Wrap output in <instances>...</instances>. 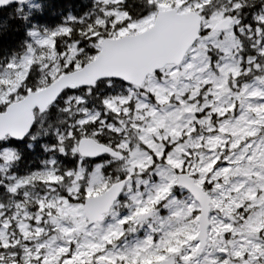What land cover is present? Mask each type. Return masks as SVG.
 Here are the masks:
<instances>
[{"label":"snow or ice","instance_id":"snow-or-ice-1","mask_svg":"<svg viewBox=\"0 0 264 264\" xmlns=\"http://www.w3.org/2000/svg\"><path fill=\"white\" fill-rule=\"evenodd\" d=\"M0 264H264V0H0Z\"/></svg>","mask_w":264,"mask_h":264}]
</instances>
